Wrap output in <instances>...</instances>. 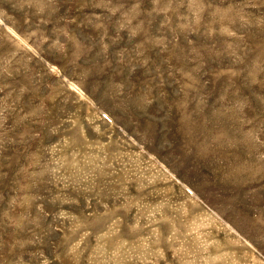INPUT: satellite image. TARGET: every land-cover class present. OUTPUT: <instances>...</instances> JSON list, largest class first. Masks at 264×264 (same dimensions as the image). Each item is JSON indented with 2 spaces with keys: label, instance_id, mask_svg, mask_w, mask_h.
<instances>
[{
  "label": "rangeland",
  "instance_id": "1",
  "mask_svg": "<svg viewBox=\"0 0 264 264\" xmlns=\"http://www.w3.org/2000/svg\"><path fill=\"white\" fill-rule=\"evenodd\" d=\"M0 264H264V0H0Z\"/></svg>",
  "mask_w": 264,
  "mask_h": 264
}]
</instances>
